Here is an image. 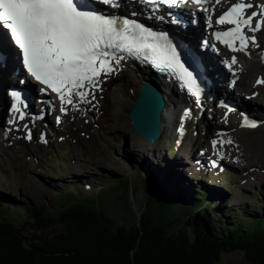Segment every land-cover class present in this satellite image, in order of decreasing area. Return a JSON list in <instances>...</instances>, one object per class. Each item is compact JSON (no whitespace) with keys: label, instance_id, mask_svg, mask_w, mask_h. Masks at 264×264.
Instances as JSON below:
<instances>
[{"label":"rangeland","instance_id":"rangeland-1","mask_svg":"<svg viewBox=\"0 0 264 264\" xmlns=\"http://www.w3.org/2000/svg\"><path fill=\"white\" fill-rule=\"evenodd\" d=\"M261 4H264V2L261 1ZM256 6L259 7V5ZM198 30L201 31V29ZM249 33L250 36L255 35L257 42L259 35L264 38V32L252 33L249 31ZM263 38H261L263 43L260 44V47L264 51ZM196 46L198 47V44ZM256 47V44H250L247 51H241L247 57L244 59V65L247 66V69L251 66L247 75L249 80L246 78L248 85H254V82L250 80L251 76L261 74L264 77V68H256V66L252 68L253 65H251L252 60L264 58H261V52L257 51ZM253 53L260 55L253 56ZM206 55L209 56L208 53ZM249 57H251V61L248 59ZM253 64L256 65L255 61H253ZM213 67L216 68L217 66L213 65ZM112 77L113 74L107 78H102L101 91L97 94H102L103 97L95 96L94 102H91L90 106L87 105L90 110L86 105L79 102L80 112L77 109L70 110L68 108L65 112L68 113V118L64 114L58 116L61 113L58 109H56L58 115H55V112L52 114V110H49L39 122L41 131L44 128L48 129L45 131L46 133L40 131L33 135L32 130L28 129L27 133L31 131V139H28V141L21 139V136L17 133L14 134V140L13 138H5L3 132L9 126H12L14 131L17 127L7 123L6 115L3 116L4 118L0 120V197L8 201L7 207H2L4 208V216L17 223H24L29 219V214L24 209V205L29 201L39 202L45 206L50 204L57 208L60 205L54 201L63 203L76 198L72 194L62 192V189H72L77 193L80 192L85 197H92V194H100L101 199L105 198V194L113 196L117 193L114 191H123L121 190L123 187L118 189L108 183L112 177L119 178L124 174H133L135 159L141 163L144 159L150 162L158 161L162 155H167L168 148L172 147L176 140L180 142V146L175 161L179 163L177 167L183 170L175 168V179H178L182 184H186V181L181 177L182 172L188 178V172L192 173L191 179L199 182L203 188L216 189L211 191H215L218 199L226 200V206L236 211L240 217L251 216V213L255 209L257 210L258 206L254 200L257 196L259 198L264 197V129L259 127L256 129H241V124L238 122L240 121L238 120L240 117L238 111L227 116L224 114L225 110L223 108L218 107L216 113V110L214 112L212 107L204 105L205 107H202L204 109L201 110L198 105L191 107L190 103L185 102L181 105L189 111L185 113V121L183 118L179 120L178 133L170 137L171 132L169 131L164 138L151 146L138 136L129 122L128 111L131 108L132 100L128 99L127 103L122 104V107L113 100L110 85L115 83L108 85V80ZM258 79V77L255 78L256 82ZM243 82L244 79L240 81L239 86ZM4 85L5 83L0 84V90ZM249 89L250 87L247 90L253 96L251 99H261L260 101L263 104L260 101L257 103L245 101L259 112L258 117L261 115V120L260 118L259 120L262 121L264 118V101H262L264 100V86H255L252 90ZM172 92H174V89ZM134 94L135 91L133 90ZM182 95L178 92V97ZM1 111L6 112L5 109ZM73 111L74 113H72ZM40 113L39 109H35V114L41 115ZM228 113L227 110L226 114ZM82 116L88 118L89 120H87L91 122L88 133L83 125L79 124ZM58 117L59 122L57 121ZM74 120L78 125L71 122ZM222 122L228 124L226 130L231 131L234 129V132L223 139L217 140L219 141L217 148L216 145L213 146L212 142L217 139V134L220 132L217 130V125L222 124ZM79 127L83 129L81 130ZM181 128L183 129L182 132ZM5 135L13 136L11 132L5 133ZM228 140L231 143H225ZM134 141L139 146H135ZM177 145H175L176 148ZM208 147H210L213 154L220 157L215 164H213L210 155V157L208 156L209 161H205L203 158V152ZM258 165L263 166L261 171ZM42 167H45L46 171L41 172ZM211 173L218 176L211 175ZM220 173L224 175L219 176ZM56 174L60 175L57 176ZM227 174L236 177L233 178ZM55 177L58 180H54ZM197 177L202 178L197 180ZM207 178L227 181L236 179L237 181H234L235 194L225 193V190L220 187L219 184L221 183L219 181L217 188H209L208 183L210 182H207ZM86 184H90V186H86ZM184 189L187 190V188ZM130 195L131 200H133L134 197L131 191ZM188 195L191 196L192 193H188ZM13 199L17 200L16 204ZM29 229L31 228L29 227ZM246 261L245 252L236 250L223 253L216 264H246Z\"/></svg>","mask_w":264,"mask_h":264},{"label":"trees","instance_id":"trees-1","mask_svg":"<svg viewBox=\"0 0 264 264\" xmlns=\"http://www.w3.org/2000/svg\"><path fill=\"white\" fill-rule=\"evenodd\" d=\"M135 160L133 174L108 181L123 191L101 199L62 189L76 198L52 200L57 208L29 201L24 223L3 215L0 197V264H216L236 250L264 264V201L240 217L206 190L187 196L165 158L155 172Z\"/></svg>","mask_w":264,"mask_h":264},{"label":"snow or ice","instance_id":"snow-or-ice-1","mask_svg":"<svg viewBox=\"0 0 264 264\" xmlns=\"http://www.w3.org/2000/svg\"><path fill=\"white\" fill-rule=\"evenodd\" d=\"M100 2L119 7L118 0ZM189 2L201 4L207 0H144L155 9ZM256 7L246 0L233 3L216 20L219 25H231L214 33L217 40L233 51H247L250 44L258 47L255 35L247 34L264 27V4L259 5V11ZM248 9H253L250 14ZM209 26H212L211 17ZM0 30V50L2 36L6 33L27 74L44 86L41 91L57 94L62 112H67L69 105L78 106L74 98H78L79 103L91 104L102 78L117 72L121 62L129 58L174 74L180 86L197 101L202 96L196 75L186 66L177 45L166 32L154 31L135 19L94 10L89 0H0ZM235 63L237 59L233 57L232 64ZM257 83H264V78ZM10 95L13 98L11 110L18 116L9 123H15L16 119L25 118L24 109L28 105L21 91L13 90ZM221 106L228 107L223 101ZM258 126V122L244 118L242 127ZM27 138L31 139V131ZM212 143L215 147L219 141Z\"/></svg>","mask_w":264,"mask_h":264},{"label":"bare ground","instance_id":"bare-ground-1","mask_svg":"<svg viewBox=\"0 0 264 264\" xmlns=\"http://www.w3.org/2000/svg\"><path fill=\"white\" fill-rule=\"evenodd\" d=\"M213 7H216V6L213 5ZM206 16L208 17L209 14H207ZM186 17H187V19L193 18V16L188 15V14H186ZM192 26H193V28L195 30H197V35H200L201 31L198 30V29H201L200 26L197 25L196 23H193ZM171 29H173V31L176 32V34L179 33V30L176 28V26H172ZM182 31L183 30H181V32ZM188 32H189V29H187L186 34H188ZM186 39L188 41L192 42V44L195 47H197L196 46L197 42L194 39H192L191 37H187ZM261 43H263V40L260 39L259 40V48L260 49H262L260 47ZM2 47H4L5 49H9V51H11V56H8L9 57V61L7 62V64L10 63L9 71H10V73L12 75H15L14 77L16 78V80L20 81L21 78H17V77H19V74H20V69L18 67V64H17L18 62H17V57H16V51L17 50L15 49V47L10 46L9 42L7 40L4 42L3 36H2ZM200 50L202 52H204L203 49L200 48ZM206 53H208V55H209L208 51ZM184 54L187 55L186 53H184ZM205 54H203L204 59L205 58H209V56H207V55L205 56ZM255 64H256L255 65L256 68H264V62L260 63L258 60L257 61L255 60ZM129 67H130V65L127 62L122 61L121 65L119 66L118 71L113 74V77L110 80H108V85L111 84V83H115V84L110 85V89L112 91L113 100L120 107H122V104L127 103L128 99H131L132 102H135V99L137 98V95L139 94V84L144 79L150 77V76H148L149 75V71L151 73V70L145 69V67H139L138 66L139 67V69H138L139 73L142 74V76H141L140 74L139 75L136 74L134 72V70H132ZM205 72H206L207 76L209 77V79L211 80L210 84L207 83V80L202 82L205 85V91H212L214 93V95H216V96H220V97H223V98H229L232 101L231 105H233L234 109L239 112L241 118L243 116H245V115H246V117H252V118L258 117V115H259L258 113L259 112L256 111V109L254 107H252L251 104L247 103L245 100L237 99V98H235L233 95H231L229 93V88L228 87H229V84H231V83L229 82V80H226V77L224 75H222L221 69L219 71V66H217L215 68V67H213V65L209 64V65L206 66ZM243 72H245V74H246L245 76L246 77L244 78L243 84H241L240 86H239L240 81L237 82L238 88H246V87L248 88V87H250L249 90H252L255 86H258V85H255V83H253L254 85H248L246 78H247V75L249 74V70L248 71L247 70H243ZM151 74H152L153 77L156 78L155 80L157 81V83H159L161 85L162 90L165 93L169 94L168 100L170 101V103H169V106L166 107V109H164L165 110L164 111V126H165L166 132H167V131L170 130L167 127L168 124L172 123L174 125V128H175L176 125L179 122L178 116L176 115V111L177 110H176V108L171 107V103H174L175 107H176V103L177 102H183L186 97L182 93V91L180 89L181 86L179 85V83L178 84L177 83H170V82L166 83L163 80V78L160 75L156 74L154 71H152ZM8 76H9L8 73H6L5 71L0 69V84L5 83V85L8 86L9 83L12 81L11 79H9ZM14 77L12 79H14ZM166 86H167V88H166ZM170 89L172 91L174 89V92H172ZM133 90L135 91L134 95H133ZM178 92H180V94H183V95L178 97ZM132 95H133V97H132ZM56 96H57V94H56ZM176 96H177V98H175ZM252 97L253 96L250 97V100H252L251 99ZM57 100L59 101V104H61L58 96H57ZM247 101L249 102V100H247ZM85 105L86 106L87 105L90 106V104H85ZM75 106L76 105H74L73 110H75ZM72 113H74V111ZM230 113H232V111H229L227 116H229ZM218 114H219V112H218ZM117 117L119 118V115ZM13 119H15V113H12V120ZM17 121L18 120L16 119V122ZM79 122H80L79 124L83 125V127L87 130V132L90 131L91 124L85 117L82 116ZM258 127L260 129H264V124H262L261 126H258ZM258 127H255V128H258ZM172 134H174V131L171 132V135ZM134 145L135 146H139L136 142L134 143ZM151 146H154V145H151Z\"/></svg>","mask_w":264,"mask_h":264},{"label":"water","instance_id":"water-1","mask_svg":"<svg viewBox=\"0 0 264 264\" xmlns=\"http://www.w3.org/2000/svg\"><path fill=\"white\" fill-rule=\"evenodd\" d=\"M164 100L159 91L150 82L141 87L137 102L128 113L134 129L150 143H154L162 135V111ZM144 179L149 186L151 177L145 174Z\"/></svg>","mask_w":264,"mask_h":264}]
</instances>
